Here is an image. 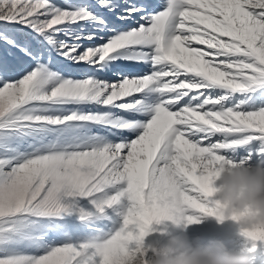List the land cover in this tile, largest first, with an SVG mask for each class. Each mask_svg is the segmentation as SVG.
<instances>
[{
	"label": "snow or ice",
	"instance_id": "1",
	"mask_svg": "<svg viewBox=\"0 0 264 264\" xmlns=\"http://www.w3.org/2000/svg\"><path fill=\"white\" fill-rule=\"evenodd\" d=\"M0 44V264H127L264 159V0H0Z\"/></svg>",
	"mask_w": 264,
	"mask_h": 264
},
{
	"label": "clouds",
	"instance_id": "2",
	"mask_svg": "<svg viewBox=\"0 0 264 264\" xmlns=\"http://www.w3.org/2000/svg\"><path fill=\"white\" fill-rule=\"evenodd\" d=\"M214 178V195L219 201L214 217L220 222H235L244 236L264 229V159L220 163L214 169ZM127 264H252V259L247 251L230 250L221 240L205 244L170 234L154 246L151 254L146 253L142 242L138 243Z\"/></svg>",
	"mask_w": 264,
	"mask_h": 264
},
{
	"label": "rangeland",
	"instance_id": "3",
	"mask_svg": "<svg viewBox=\"0 0 264 264\" xmlns=\"http://www.w3.org/2000/svg\"><path fill=\"white\" fill-rule=\"evenodd\" d=\"M56 3L62 4L63 0H55ZM141 2H147L150 10H159L162 8L164 0H141ZM134 21H129L128 24H133ZM121 27L127 25L121 24ZM102 41H95L99 43ZM5 47L0 44V55L6 57L9 65L14 67L15 61L12 57L7 56ZM84 67L73 66V68ZM119 67H122L126 74H142L146 71V66L129 64L127 62H121ZM79 75L78 72L69 73ZM11 78H16L15 71L9 73ZM102 78L116 79L111 72L109 73H98ZM257 159H253L248 163H254ZM218 183V181L216 182ZM213 200L217 199V196L212 197ZM186 215H197L199 216V222L191 224L186 223L185 220L181 219L179 222L176 220L165 219L160 222H153L151 225V231L145 237V247L148 250V254H151L154 246L165 241L170 234H180L188 237L189 241L198 240L200 243H207L209 240H221L230 250H244L247 251L252 259V264H264V241L252 240L251 238L244 236L238 231L237 225L231 220L220 222L216 217L212 215L201 214L194 211H189ZM135 243L132 242L130 247H134Z\"/></svg>",
	"mask_w": 264,
	"mask_h": 264
}]
</instances>
